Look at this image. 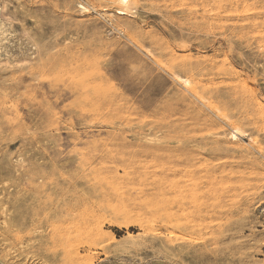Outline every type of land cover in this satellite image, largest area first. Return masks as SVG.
Here are the masks:
<instances>
[{
    "label": "rangeland",
    "instance_id": "374dc122",
    "mask_svg": "<svg viewBox=\"0 0 264 264\" xmlns=\"http://www.w3.org/2000/svg\"><path fill=\"white\" fill-rule=\"evenodd\" d=\"M118 6L0 0V264H264V0Z\"/></svg>",
    "mask_w": 264,
    "mask_h": 264
},
{
    "label": "bare ground",
    "instance_id": "6f19581e",
    "mask_svg": "<svg viewBox=\"0 0 264 264\" xmlns=\"http://www.w3.org/2000/svg\"><path fill=\"white\" fill-rule=\"evenodd\" d=\"M114 2L119 4V6L116 7V9H115L117 14H119V15H127V16H130V17H135L136 16V11L134 10L135 9V6H134L135 0H114ZM80 6H81V8L84 11H89V8L87 6H85L83 4H80ZM109 15H111V14H109ZM179 80L181 82L186 83L187 85H190V82H191L189 78L181 76V75L179 76ZM229 135H230V138H233V139H238V138L241 139V138H243L245 136H249V134L245 130L240 128V127L232 128V130L229 133ZM250 141H254V138L251 137ZM249 145L252 146L251 143H249ZM166 148H164V149L161 148L163 151H160L161 149L157 150V147H156L154 152H152V155H153L152 157H156L157 155H159V156L165 155V156H167L169 158L170 163H171V166H168L166 169H164L162 171V174H165V180L161 183V185L157 189V191L154 190L155 192L153 193V195L157 194L159 196L158 200L162 199V200H165V201L167 200L169 202L170 197H172V195L175 194L179 190V188L182 186V182L181 181L183 180V177H182V175H181V177H179V175H178L179 174L178 171L181 172L182 170L179 169L178 167H179V165L182 164L181 162L184 161L189 156H191L192 153L188 152L187 149H185L187 151L186 153L178 154L174 150L166 149ZM238 148H240V147H238ZM238 148L236 150H238ZM241 150H242V148H241ZM249 150H250V147H249ZM158 151H160L161 153H159ZM245 151L246 150L244 149V152ZM190 177H191V175L189 176V178ZM189 198H190V200H189L190 203L194 204V202H195L194 198L195 197L194 196L191 197V195H190ZM185 202H187V201H181L178 204H175L174 208L184 209L185 208V206H184ZM170 204H169V209L172 208L170 206ZM171 205H173V204H171ZM171 216H172V218H171V220L168 221V224H170L172 226L179 225L180 224V221L178 222L179 218H177V216L173 215V214H171ZM186 222L192 223V221H190L188 219L186 220ZM5 223H7V221H5Z\"/></svg>",
    "mask_w": 264,
    "mask_h": 264
}]
</instances>
